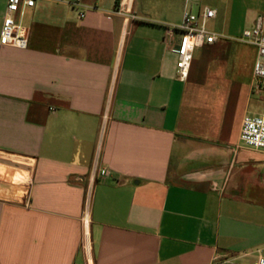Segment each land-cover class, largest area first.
<instances>
[{
	"label": "crops",
	"instance_id": "1",
	"mask_svg": "<svg viewBox=\"0 0 264 264\" xmlns=\"http://www.w3.org/2000/svg\"><path fill=\"white\" fill-rule=\"evenodd\" d=\"M71 1L36 0L18 17L28 47L0 43V264L263 256V225L234 202L264 169V151L240 140L244 115L262 99L252 90L257 48L240 37L264 0H129V14L122 0H82V19ZM206 6L217 11L219 38L195 51L181 80V35L167 27L185 7ZM242 44L252 60L238 84L226 75Z\"/></svg>",
	"mask_w": 264,
	"mask_h": 264
},
{
	"label": "built area",
	"instance_id": "2",
	"mask_svg": "<svg viewBox=\"0 0 264 264\" xmlns=\"http://www.w3.org/2000/svg\"><path fill=\"white\" fill-rule=\"evenodd\" d=\"M129 2V0L121 1L119 10L121 14L130 13ZM35 4L36 0H8L0 38L1 45L19 49L28 47L29 28L19 21L18 17H23L26 8L34 7ZM70 5L79 10L81 19L85 17L86 11L80 9L82 0H73ZM216 17L217 11L212 7L206 6L198 12H193L190 8L185 7L182 22L179 25L167 27L168 36H173L176 33L181 35L177 48V74L181 80H186L189 77L195 51L206 45L214 44L218 40L219 35L207 28L208 23ZM240 41L252 44L257 48V57L253 69L254 82L252 90L254 92L264 85V15L258 16L254 28L244 30ZM240 140L248 148L264 151V112H248L244 115ZM108 174L109 172L106 169L100 171L102 176ZM88 245L89 242H84L86 249H88ZM213 264L230 263L215 262ZM252 264H264V256L258 257Z\"/></svg>",
	"mask_w": 264,
	"mask_h": 264
},
{
	"label": "rangeland",
	"instance_id": "3",
	"mask_svg": "<svg viewBox=\"0 0 264 264\" xmlns=\"http://www.w3.org/2000/svg\"><path fill=\"white\" fill-rule=\"evenodd\" d=\"M207 28L211 32H217L218 27L215 22L211 21L208 23ZM247 28L252 29L254 27L249 25ZM241 52L242 58L240 59V63H234V65L231 67V69H229L226 75L228 78L227 80H235L238 84L242 82L247 83L249 81L250 63L252 60V50L249 45L242 44ZM227 84L228 83L222 81H219V83H217L220 88L226 89L228 88ZM229 84L233 85L234 82H229ZM253 93H255L254 95L256 97L261 96L262 99L257 100L256 98L251 102V112H264V85L261 89L255 90ZM252 179L253 181L256 180L258 184L254 186L252 184L249 185L246 192L236 196L237 199L234 204L237 205V209H239L238 211L244 214L245 219L256 221L264 227V169L261 170V174L259 173ZM251 262H247V264H251Z\"/></svg>",
	"mask_w": 264,
	"mask_h": 264
}]
</instances>
